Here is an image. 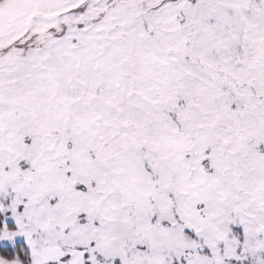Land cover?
<instances>
[{"label": "snow or ice", "instance_id": "snow-or-ice-1", "mask_svg": "<svg viewBox=\"0 0 264 264\" xmlns=\"http://www.w3.org/2000/svg\"><path fill=\"white\" fill-rule=\"evenodd\" d=\"M0 264H264V0H0Z\"/></svg>", "mask_w": 264, "mask_h": 264}]
</instances>
